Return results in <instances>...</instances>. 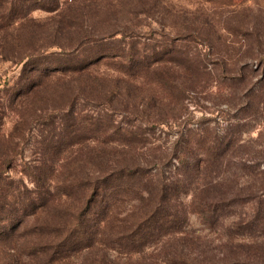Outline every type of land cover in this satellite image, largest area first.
Wrapping results in <instances>:
<instances>
[{
	"label": "trees",
	"instance_id": "1",
	"mask_svg": "<svg viewBox=\"0 0 264 264\" xmlns=\"http://www.w3.org/2000/svg\"><path fill=\"white\" fill-rule=\"evenodd\" d=\"M73 1L77 4L88 0ZM17 2L22 9L19 12L15 11L14 0H0V54L13 62H25L17 86L0 89V264L32 261L58 264L84 249L81 264H115L107 254H100L101 249H96L100 245L98 234L104 230L102 223L106 221L105 227L114 232L111 222L115 219L125 225L124 232L119 229L114 238L123 247L119 249L129 255L125 256V264L149 243L163 253L169 251L174 257L173 264H264V183L258 191L244 193L243 188L231 185L230 178L211 176L235 147L243 129L240 121L229 123L222 135L208 128L204 130V123L196 128L184 120L181 124L186 129L181 130L182 135L170 152L161 158L145 157L147 153L143 151L138 156L120 157L113 149L119 141L145 146L149 139L146 124L160 126L174 122L181 126L177 122L187 107L186 97L190 93L180 81L177 69L200 77L205 73L210 79L204 62L191 58L168 35L121 28L96 32L86 27L84 16L76 14L75 23L48 28L54 35L44 40L51 39L50 44H39V38L18 37V44L9 45V29L14 26L15 17L24 19L37 9L57 12L62 3L61 0ZM76 4H69L70 8L77 10ZM59 32H64L65 43L58 40ZM195 34L190 35L198 40ZM156 37L165 38L161 42ZM2 38L6 39V46L1 45ZM102 66L114 69L116 75H101ZM146 80L148 83L143 82ZM141 82L148 87L146 93L139 87ZM65 85L70 94L68 110L49 96L39 95L48 91L54 94L62 87L67 91ZM79 100L104 105L105 109L87 114L78 112ZM7 102L10 106L17 103L18 108L26 111L23 119L28 133L21 134L19 140L3 132ZM32 123L40 125L37 139L45 151L35 165L22 161L25 147L31 141ZM92 143L98 145L91 147ZM76 145H87L89 157L78 161L80 167L75 164L73 177L66 182L63 192L74 201L73 207L79 213L71 214L73 224L63 238L54 232L45 237V232L37 233L43 231V224L30 225L27 219L52 204L51 192L44 193L48 153L58 155ZM20 159L23 171L37 182L36 196L27 188H9L15 180L9 172ZM88 162L94 168H89ZM166 164L173 165L171 177L167 175ZM81 166L85 168L80 173L77 168ZM184 195L192 197L190 202L182 198ZM118 202L124 205L134 202L136 210L123 218L115 216L111 211ZM239 207L248 211L233 223L228 243L213 246L185 231L191 213L197 214L208 227L216 228L226 214H236ZM36 233L42 238H34ZM234 237L248 240L235 242Z\"/></svg>",
	"mask_w": 264,
	"mask_h": 264
},
{
	"label": "rangeland",
	"instance_id": "2",
	"mask_svg": "<svg viewBox=\"0 0 264 264\" xmlns=\"http://www.w3.org/2000/svg\"><path fill=\"white\" fill-rule=\"evenodd\" d=\"M14 1L16 2L15 11H21L20 3L17 0ZM61 1L60 10L57 12L37 9L24 19L15 17L14 26L9 29L11 38L7 43L14 46L19 43L18 37H20L22 40L39 38V44H50L51 39L44 40L54 35L48 28L75 23L73 20L75 14L79 17L84 16L86 27L96 32L121 28L129 32L132 30L152 32L156 36L168 35L172 39L175 38V46L187 50L191 58L203 61L210 76L208 79L205 73L200 77L184 69H177L180 81L190 93V97H186L187 107L181 112V119L177 124L185 120L191 122L192 127L197 128V125L204 123V130L208 128L224 135L229 123L240 121L243 129L238 135L235 147L211 176L230 178L231 185L235 184L243 188L244 193L259 190L264 183V0H213L211 2L206 0H88L85 3L77 1V4L73 0ZM71 3L77 5V10L70 8ZM56 30L58 29L53 31ZM192 33H196L199 39L194 40L193 35H190ZM156 38L162 42L165 37ZM58 40L65 43L64 32H59ZM1 45H7L6 39L2 38ZM24 63L10 61L0 54V89L5 87V89H14L17 86ZM113 71L112 68L102 66L99 73L116 75ZM143 82L148 83L147 80ZM143 82L139 87H142V93H146L148 87ZM65 87L67 91L62 87V90L59 89L54 94L48 91L47 94L41 92L39 95L49 96L55 104H64L63 108L68 110L70 94L68 85ZM157 91L163 96L161 91ZM165 95L171 101L169 95L166 93ZM17 103L15 106L6 103L8 112L4 120L3 132L7 137L15 136L19 140L22 137L21 134L28 133V129L26 130L23 119L26 113L25 108L20 106L18 108ZM76 108L78 112L87 114L93 111L103 112L105 106L96 105L92 101L79 100ZM118 118L121 120L122 115H118ZM172 123L174 122L160 126L146 124L145 126L148 127H146V134L149 139L143 147H136L138 144L133 142L119 141L115 143L113 149L120 154V157L125 154L138 156L143 151L147 153L145 157L161 158L167 151L170 152L174 142L182 135L181 130L186 129L183 123L181 126ZM32 126L31 141L25 147L22 161L26 160L35 165L36 159L41 158L45 151L44 146L38 143L40 139H37V135L40 134V125L32 123ZM95 145L97 146L98 143H92L91 147ZM48 154L50 155L47 158L50 157V159L46 169L48 179L45 189L47 191L44 193L51 192L52 204L41 208L38 215L33 216L34 219L30 217L27 221L30 225L43 224V231L37 233L45 232V237H48L54 232L61 239L73 224L71 214L78 212L77 208L73 207L74 201L66 197L63 188L66 182L70 181L69 178L73 177L75 164L77 163L80 167L78 161L89 157V150L87 145H76L63 150L58 155L52 152ZM22 161L21 159L15 161L10 172L7 169L10 176L15 179L14 184H11L9 188L10 190L18 186L24 190L27 188L36 196L37 182L33 176L23 171ZM255 164L258 165L255 167ZM88 165L89 168H94L89 162ZM172 166V164L165 165L169 177L174 175ZM84 168L81 166L77 170L81 173ZM182 198L187 202L192 199L189 195H184ZM120 202L112 207L111 214L123 218L136 210V203L130 202L124 205ZM247 211L248 208L239 207L236 214L230 216L226 214L227 217L216 228L208 227L197 214L191 213L185 231L199 238L201 242L220 246L221 243L229 242L233 223ZM105 222L101 226L104 228L103 232L98 234V241L102 247L98 244L96 249H101L100 254H107L115 264H125L127 261L125 256L129 255L125 250L119 249L123 247L114 240L119 229L124 232L125 225L115 219L111 222L115 231L110 232L109 227H105ZM37 233L33 237L42 238L37 236ZM234 238L235 242L241 243L248 240V238ZM156 248L154 243H149L143 248L142 253L132 255L129 264H173L174 257L169 254V251L163 253L160 248ZM84 251L85 249L73 252L70 259L65 258L58 264H81L85 256ZM29 264H38V262L32 261Z\"/></svg>",
	"mask_w": 264,
	"mask_h": 264
}]
</instances>
